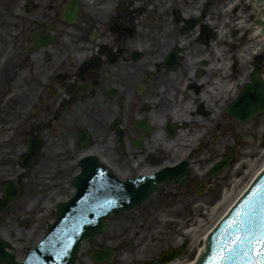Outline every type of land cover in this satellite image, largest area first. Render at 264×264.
<instances>
[{
  "label": "flooded vegetation",
  "instance_id": "flooded-vegetation-1",
  "mask_svg": "<svg viewBox=\"0 0 264 264\" xmlns=\"http://www.w3.org/2000/svg\"><path fill=\"white\" fill-rule=\"evenodd\" d=\"M226 2L0 1V107L5 111L0 112V240L11 246L4 250L18 258L34 242L51 195L65 184L73 161L84 153L83 131L88 132V154L110 170H129L139 155L148 161L159 147L157 138L167 140V123L186 125L190 131L193 119L202 121L198 153L210 161L229 154L234 162L239 159L241 146L249 144L237 136L251 133L232 127L224 110L226 91L248 83L252 66L264 77V52L236 62V34L227 39L226 25L238 18L245 26L252 21L239 7L230 16L216 17L224 33L218 37L212 30L215 49L205 43L211 37L212 9ZM75 9V19L66 21L67 12ZM36 33L42 45L33 50ZM239 37L249 40L250 32ZM142 125L151 129L149 135ZM28 139L41 141L43 149L35 163L17 172L10 160L28 151ZM161 156L158 153L165 163ZM172 158L171 153L166 160ZM195 166L200 177L190 174L185 188L164 191L162 200L217 197L224 174L207 180L206 170L200 171L206 162ZM5 182L18 193L6 206ZM146 211L140 210L133 221ZM112 228L81 250L77 264H95L90 253L102 248L114 251L111 264H156L166 243L160 236L127 249L118 241L122 231L110 233Z\"/></svg>",
  "mask_w": 264,
  "mask_h": 264
},
{
  "label": "water",
  "instance_id": "water-1",
  "mask_svg": "<svg viewBox=\"0 0 264 264\" xmlns=\"http://www.w3.org/2000/svg\"><path fill=\"white\" fill-rule=\"evenodd\" d=\"M258 1L264 2V0ZM252 83V86L245 87L236 101L229 106L228 114L246 121L260 113L264 103L262 86L255 76L252 78ZM83 167L82 165V169ZM92 173H95V171L83 170L80 180L74 183V187L78 191L76 199L65 207H58L57 221L49 230L44 245L40 250L31 252L24 264H72L79 243L84 238H91L95 234L96 229L99 227L97 223L107 215V212L133 207L156 190L158 185H162L165 181L174 179L179 175L175 171L160 172L152 177L121 186V191L98 197L99 200L97 202H100L99 204L106 208L103 213L97 212L100 207L95 204L97 202L83 203V194L89 193L92 197L99 194V192L91 191L93 187L89 186L88 183L81 184V181L91 179ZM261 188H264V170L227 217L207 238L205 252L200 256L196 264H207L208 259L213 255L214 249L220 245L221 241L227 243L228 236L232 235L231 233H226L227 225L244 209L246 203L253 197L257 189ZM258 214L259 207H257ZM53 245L56 247H53ZM57 252L62 254L57 256ZM232 264H248V262L243 257H237L232 261Z\"/></svg>",
  "mask_w": 264,
  "mask_h": 264
},
{
  "label": "snow or ice",
  "instance_id": "snow-or-ice-1",
  "mask_svg": "<svg viewBox=\"0 0 264 264\" xmlns=\"http://www.w3.org/2000/svg\"><path fill=\"white\" fill-rule=\"evenodd\" d=\"M226 233L232 235L228 236L227 243L221 241L214 249L207 264H232L237 257H243L248 264H264V188L257 189L244 209L227 225Z\"/></svg>",
  "mask_w": 264,
  "mask_h": 264
},
{
  "label": "rangeland",
  "instance_id": "rangeland-1",
  "mask_svg": "<svg viewBox=\"0 0 264 264\" xmlns=\"http://www.w3.org/2000/svg\"><path fill=\"white\" fill-rule=\"evenodd\" d=\"M258 45L260 46L259 43ZM245 129L253 130L254 134L257 135L258 140H261L262 135L264 134V117L256 121L255 123L245 127ZM257 151L258 150L255 149L254 153H256ZM242 156L243 158L240 160V162L243 163L241 166H244V168L242 169L241 177L240 178L231 177L229 184H231L232 180L235 181L234 183H236L237 180H240V183L235 187L232 193L229 192L230 191L229 189H231V186H229L230 188L228 187L226 189V192L230 194L228 195V197H225L224 201H221V199H219L216 202L211 203L207 206L209 209H211L210 218L206 222L207 227L209 225V222L211 225H213L217 221V219L224 213V211L228 208V206L234 201V199L236 198V194L247 185V183L250 181L253 175L262 167V165L264 164V147L260 146L259 151L256 154H251L247 150H244V153L242 154ZM252 156L254 158H251ZM245 164L247 165L252 164V165H251L249 172L244 175L243 172H245L249 168L247 167V165L245 167ZM70 195H71V191H68L66 194V198L69 197ZM217 205L218 207L216 208V210H213V208ZM163 223L164 221H162V224Z\"/></svg>",
  "mask_w": 264,
  "mask_h": 264
},
{
  "label": "bare ground",
  "instance_id": "bare-ground-1",
  "mask_svg": "<svg viewBox=\"0 0 264 264\" xmlns=\"http://www.w3.org/2000/svg\"><path fill=\"white\" fill-rule=\"evenodd\" d=\"M224 200H225V198H224ZM224 200H223V201H224ZM217 207H218V206H217Z\"/></svg>",
  "mask_w": 264,
  "mask_h": 264
}]
</instances>
